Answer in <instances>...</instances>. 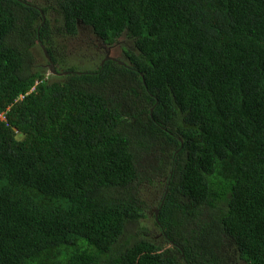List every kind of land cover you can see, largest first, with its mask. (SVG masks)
Wrapping results in <instances>:
<instances>
[{"label": "trees", "instance_id": "16d2710c", "mask_svg": "<svg viewBox=\"0 0 264 264\" xmlns=\"http://www.w3.org/2000/svg\"><path fill=\"white\" fill-rule=\"evenodd\" d=\"M47 5L0 0V264H264V0ZM49 9L123 63L31 72L35 41L58 62ZM144 152L165 176L154 233Z\"/></svg>", "mask_w": 264, "mask_h": 264}, {"label": "rangeland", "instance_id": "374dc122", "mask_svg": "<svg viewBox=\"0 0 264 264\" xmlns=\"http://www.w3.org/2000/svg\"><path fill=\"white\" fill-rule=\"evenodd\" d=\"M23 1L36 8L42 5H46L50 8L47 4H53L54 2V0ZM44 17L45 21H48V24H51L49 37L52 46L56 49L55 54L58 59L54 68L60 75H53L56 76V78L51 77L52 74H50L51 69L49 68V60L44 55L41 46L36 44V41L29 49L31 53V61H29L27 65L31 72L40 73L48 80V82L53 80L66 81L70 76L78 74L76 71L94 70L100 60L105 56L107 50H109V58L122 61V44H104L97 38L88 26L84 25H80L78 27V32L75 35H68L63 29L62 34H59L57 32L59 30L53 25V20L56 17V14L52 12V9H49L47 13L44 14ZM120 39L124 42L130 41L125 36H122ZM63 45L65 46L64 52ZM122 89H126V85L124 83L122 85ZM109 94H118L116 87L114 89L111 88ZM136 107H139L138 102L135 103V108ZM144 153L146 159L137 164L139 174L135 184V191L136 198L142 204L144 213L146 214V217L140 219V226L149 228V230H147L148 233H154L157 229L155 228L152 219L154 218L158 201L164 189L163 185L165 176L163 172H157V169L155 168V166L158 165L160 158L153 157V154L151 153ZM149 237L151 236L149 235ZM235 260L236 264H246L239 258H235Z\"/></svg>", "mask_w": 264, "mask_h": 264}, {"label": "water", "instance_id": "95a60500", "mask_svg": "<svg viewBox=\"0 0 264 264\" xmlns=\"http://www.w3.org/2000/svg\"><path fill=\"white\" fill-rule=\"evenodd\" d=\"M41 48L43 49V52H44L45 56H46L47 59L49 60V68L51 69L50 74H52L51 77L56 78V76H53V75H57V76H59L60 74L55 70V68H54L55 65H54V63H53V61H52L50 55L48 54V52L43 48V46H42ZM108 53H109V52L106 53V57H105V59H111V58H109ZM155 214H157V212H156Z\"/></svg>", "mask_w": 264, "mask_h": 264}, {"label": "crops", "instance_id": "0c3cea01", "mask_svg": "<svg viewBox=\"0 0 264 264\" xmlns=\"http://www.w3.org/2000/svg\"><path fill=\"white\" fill-rule=\"evenodd\" d=\"M132 32H133L134 35H135V39H137L138 36H139V29H138V28L132 29ZM125 34H126V32L123 31V32L121 33V35H120L119 38H121V37L124 36ZM113 61H117V60H113ZM121 62H122V61H121ZM119 63H120V62H119Z\"/></svg>", "mask_w": 264, "mask_h": 264}, {"label": "clouds", "instance_id": "9594fccd", "mask_svg": "<svg viewBox=\"0 0 264 264\" xmlns=\"http://www.w3.org/2000/svg\"><path fill=\"white\" fill-rule=\"evenodd\" d=\"M107 52H109V50H107L106 53H107ZM112 60H113V59H112ZM122 63H123V62H122ZM54 65H55V64H54ZM76 72H77V73H79V72H84V70H83V71H76ZM164 182H165V180H164ZM164 186H165V184L163 185V187H164Z\"/></svg>", "mask_w": 264, "mask_h": 264}, {"label": "bare ground", "instance_id": "6f19581e", "mask_svg": "<svg viewBox=\"0 0 264 264\" xmlns=\"http://www.w3.org/2000/svg\"><path fill=\"white\" fill-rule=\"evenodd\" d=\"M157 218V217H156Z\"/></svg>", "mask_w": 264, "mask_h": 264}]
</instances>
